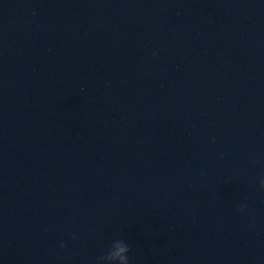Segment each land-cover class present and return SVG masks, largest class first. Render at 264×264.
Returning a JSON list of instances; mask_svg holds the SVG:
<instances>
[{"label":"water","instance_id":"water-1","mask_svg":"<svg viewBox=\"0 0 264 264\" xmlns=\"http://www.w3.org/2000/svg\"><path fill=\"white\" fill-rule=\"evenodd\" d=\"M0 264H264V0H0Z\"/></svg>","mask_w":264,"mask_h":264}]
</instances>
